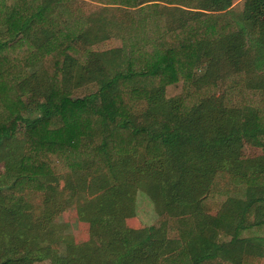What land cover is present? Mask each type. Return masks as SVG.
Listing matches in <instances>:
<instances>
[{
	"label": "trees",
	"instance_id": "obj_1",
	"mask_svg": "<svg viewBox=\"0 0 264 264\" xmlns=\"http://www.w3.org/2000/svg\"><path fill=\"white\" fill-rule=\"evenodd\" d=\"M91 1L0 0V238L23 253L1 264L41 253L49 183L67 172L105 241L81 261L264 264V0ZM245 144L263 153L244 158ZM136 188L159 218L128 229ZM49 254L71 264L36 259Z\"/></svg>",
	"mask_w": 264,
	"mask_h": 264
},
{
	"label": "rangeland",
	"instance_id": "obj_2",
	"mask_svg": "<svg viewBox=\"0 0 264 264\" xmlns=\"http://www.w3.org/2000/svg\"><path fill=\"white\" fill-rule=\"evenodd\" d=\"M93 4L91 0H87ZM92 10V9H90ZM95 50V49H94ZM91 50L88 54L87 59H91L93 57H97L102 53ZM34 64L27 65V69L30 72L35 71L38 67H40L43 63L41 59L34 60ZM96 90V85L94 83H90L86 86L77 88L72 93V96H83L89 92H93ZM221 91V88H220ZM27 95L22 96L23 99H27ZM22 137L18 134V139ZM263 153L261 147H255L250 144H245L243 148V157L244 158H256L261 156ZM262 166V162L259 163ZM3 163L0 162V174L3 173ZM82 184H78L75 176L71 173L67 172L59 177H57L55 182L49 183V186L53 187L55 191V196L50 197L51 203L48 205V211H44V219L47 224V228H43V232L48 234H42L40 229L37 232V238L40 235V245L38 246L41 249V253L34 256L30 261L26 259V264H56L49 255H45L47 257H43L41 259H36L41 254H46L47 252H51L54 257H66L71 259V264H73V260L79 259V264H92L86 263L88 259L94 257L93 253H89V256L81 261V257L78 254V247L83 244H89L90 247L92 243L95 244V247H100L101 244L105 242L101 237L91 236L89 223L83 221L78 216V208L82 204L87 201V196L85 188L83 191L80 190V186ZM2 190H4L2 188ZM4 193H8L5 191ZM60 193V194H58ZM58 194V195H57ZM20 197L15 198V200ZM130 202L128 209L129 210L127 216L124 218V226L128 229H139L149 225L157 224V220L159 218L158 211L145 191H142L141 188H136L133 191L132 196L130 195ZM206 207L210 213H215L217 210V201L211 198V194L207 197ZM22 205H26L28 208H39L36 210L35 214L41 212L43 207L40 205L43 203V197L35 192H29L26 197L21 198ZM53 213V215H52ZM109 238V237H108ZM3 239L0 238V264L6 261L7 259H19L23 257V253L18 250V248L13 254L9 255V253L5 254L2 250L3 248ZM120 248V246H119ZM118 248V249H119ZM14 249V250H15ZM45 252L43 253V250ZM106 256L111 258L113 252L106 253ZM100 258L98 259V261ZM92 261V260H91Z\"/></svg>",
	"mask_w": 264,
	"mask_h": 264
}]
</instances>
